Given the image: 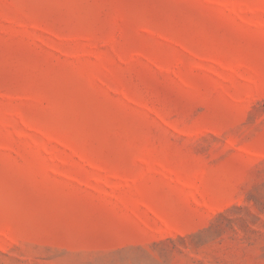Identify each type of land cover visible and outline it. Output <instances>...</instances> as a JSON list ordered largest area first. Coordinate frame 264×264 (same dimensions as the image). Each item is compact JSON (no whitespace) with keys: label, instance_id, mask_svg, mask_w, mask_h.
<instances>
[{"label":"rangeland","instance_id":"374dc122","mask_svg":"<svg viewBox=\"0 0 264 264\" xmlns=\"http://www.w3.org/2000/svg\"><path fill=\"white\" fill-rule=\"evenodd\" d=\"M0 264H264V0H0Z\"/></svg>","mask_w":264,"mask_h":264}]
</instances>
